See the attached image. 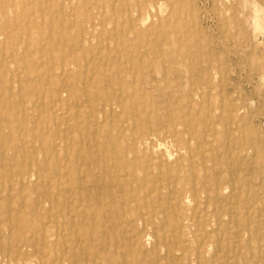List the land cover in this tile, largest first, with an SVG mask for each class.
<instances>
[{
    "label": "bare ground",
    "instance_id": "obj_1",
    "mask_svg": "<svg viewBox=\"0 0 264 264\" xmlns=\"http://www.w3.org/2000/svg\"><path fill=\"white\" fill-rule=\"evenodd\" d=\"M173 1L0 0L6 264H264L246 116L181 13L143 26Z\"/></svg>",
    "mask_w": 264,
    "mask_h": 264
},
{
    "label": "rangeland",
    "instance_id": "obj_2",
    "mask_svg": "<svg viewBox=\"0 0 264 264\" xmlns=\"http://www.w3.org/2000/svg\"><path fill=\"white\" fill-rule=\"evenodd\" d=\"M162 4L157 20L147 21L143 26L168 19L171 12L181 13L175 21L185 26L187 35L201 47L200 54L209 56L210 59L203 58V65L211 69L212 76H221L225 92L234 94L246 116L247 127L254 132V144L262 148L264 155V0H175L171 6ZM198 54L193 53L190 61H185L190 74L184 76H197ZM0 228L2 236L8 237L5 226ZM225 243L228 241L221 242ZM146 247L152 250L150 243ZM33 250V247L23 250L25 264H40L37 261L40 256ZM232 253L220 252L221 264L229 262ZM6 262L7 256L0 253V264Z\"/></svg>",
    "mask_w": 264,
    "mask_h": 264
}]
</instances>
